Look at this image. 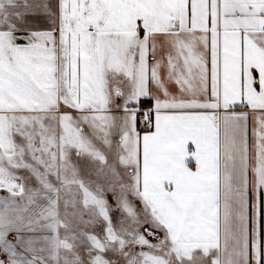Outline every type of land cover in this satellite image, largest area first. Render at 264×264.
I'll list each match as a JSON object with an SVG mask.
<instances>
[{
	"label": "snow or ice",
	"instance_id": "6c2138e0",
	"mask_svg": "<svg viewBox=\"0 0 264 264\" xmlns=\"http://www.w3.org/2000/svg\"><path fill=\"white\" fill-rule=\"evenodd\" d=\"M0 264H264V0H0Z\"/></svg>",
	"mask_w": 264,
	"mask_h": 264
},
{
	"label": "rangeland",
	"instance_id": "374dc122",
	"mask_svg": "<svg viewBox=\"0 0 264 264\" xmlns=\"http://www.w3.org/2000/svg\"><path fill=\"white\" fill-rule=\"evenodd\" d=\"M109 159L111 160V157H109ZM91 167V166H90ZM93 179H96V177L94 176ZM94 186V185H93ZM63 234V233H62Z\"/></svg>",
	"mask_w": 264,
	"mask_h": 264
}]
</instances>
